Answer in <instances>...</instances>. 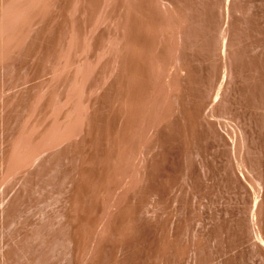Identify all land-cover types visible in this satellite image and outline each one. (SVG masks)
Instances as JSON below:
<instances>
[{"label":"rangeland","instance_id":"rangeland-1","mask_svg":"<svg viewBox=\"0 0 264 264\" xmlns=\"http://www.w3.org/2000/svg\"><path fill=\"white\" fill-rule=\"evenodd\" d=\"M0 264H264V0H0Z\"/></svg>","mask_w":264,"mask_h":264}]
</instances>
